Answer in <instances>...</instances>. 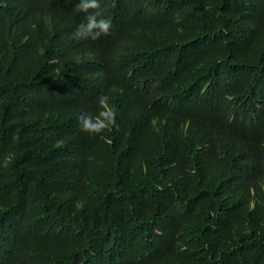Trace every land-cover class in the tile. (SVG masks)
Returning <instances> with one entry per match:
<instances>
[{
	"label": "trees",
	"instance_id": "16d2710c",
	"mask_svg": "<svg viewBox=\"0 0 264 264\" xmlns=\"http://www.w3.org/2000/svg\"><path fill=\"white\" fill-rule=\"evenodd\" d=\"M80 2L0 0V264H264V0Z\"/></svg>",
	"mask_w": 264,
	"mask_h": 264
},
{
	"label": "clouds",
	"instance_id": "9594fccd",
	"mask_svg": "<svg viewBox=\"0 0 264 264\" xmlns=\"http://www.w3.org/2000/svg\"><path fill=\"white\" fill-rule=\"evenodd\" d=\"M98 0H81L78 7L81 10L86 11L89 8H99ZM99 15V13H93L88 16L87 18V25L86 27L84 24H81L78 26L76 33L74 34L77 38H91L93 40L98 39L99 36L103 33L106 34L110 24L108 21L104 19H100L99 21L96 19V17ZM83 29V30H82ZM94 29H97L96 31H93ZM100 103L104 104L107 102L108 97L107 96H101L99 98ZM110 116L108 119V123H113L115 118V112L114 110H110ZM103 114V113H102ZM106 125L103 122H100L98 125L91 124V120L89 117H85L82 119V130L90 133L100 132Z\"/></svg>",
	"mask_w": 264,
	"mask_h": 264
}]
</instances>
